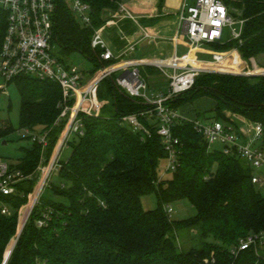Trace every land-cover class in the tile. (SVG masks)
<instances>
[{
    "label": "trees",
    "instance_id": "trees-1",
    "mask_svg": "<svg viewBox=\"0 0 264 264\" xmlns=\"http://www.w3.org/2000/svg\"><path fill=\"white\" fill-rule=\"evenodd\" d=\"M71 1L58 0L59 54L65 58L80 52L92 62L93 74L102 66L98 60L102 50L91 46L94 30L105 23V13L116 11L124 0H83L91 7L89 27L76 20ZM164 1L160 0V8ZM222 1L232 15L245 21L243 43L229 41L211 46L222 52L238 48L243 64L232 67L238 71L245 67L255 75L203 74L191 91L168 103L181 109L209 96L216 104L211 110L215 115L207 122L230 123L226 115L230 112L264 127V65L253 63L264 54V0ZM7 17L0 8V49ZM11 82H15L21 99L20 128L50 130L49 157L63 128L55 125L60 114V85L28 76ZM99 86L113 105L112 114L84 118L85 135L75 142L70 159L57 173L61 184L50 187L59 198L43 199L42 205L33 209L13 251L12 240L22 224L21 210L37 179L21 181L12 195H0L10 208L9 214H2L0 208V264L11 251L6 264H264V248H250L237 257L230 251L249 235L264 233V195L252 182L254 169L238 155L210 150L203 135L187 121L174 128L182 142L179 165L171 177L159 180L165 167L161 162L167 159L160 136L153 130L152 137L143 141L140 134L121 123L123 116L149 106L118 92L114 77ZM197 116L199 119L200 113ZM14 131L9 122L0 121V140ZM41 156V146L34 144L11 169L32 174ZM152 193L158 205L147 210L142 198ZM182 200H188L197 214L173 220L166 206ZM45 207H51V218L39 227ZM180 231L194 232L201 245L183 250Z\"/></svg>",
    "mask_w": 264,
    "mask_h": 264
},
{
    "label": "built area",
    "instance_id": "built-area-1",
    "mask_svg": "<svg viewBox=\"0 0 264 264\" xmlns=\"http://www.w3.org/2000/svg\"><path fill=\"white\" fill-rule=\"evenodd\" d=\"M70 7L81 26H91V7L87 2L72 0ZM0 8L8 15L7 31L0 49V77L9 83L15 78L28 76L58 83L62 90V98L58 104L60 114L55 125H63V128L51 155L49 157L46 155L50 144V130L24 128L21 131L23 137L42 148L41 160L36 171L25 174L20 170H12L11 165L17 161L8 162L0 157V195H12L16 192V185L21 181L34 177L37 179L32 192L28 195L27 204L23 207H27V212L22 218L17 237L12 240L15 241L14 244L33 209L42 205L43 193L45 189L51 187L52 176L57 174L66 162L61 159V154L64 148L70 145L71 137L80 138L85 135V117L100 116L95 92L107 78L114 77V85L118 92L130 98L141 99L149 106L138 113L123 116L121 123L140 134L143 141L152 137L153 130L160 136L167 152V159L159 180L164 179L166 174L174 172L179 165L182 142L175 136L174 128L177 124L188 121L203 135L210 150H215L217 149L215 146L220 145V150L224 154L240 156L254 169L252 182L257 186H264V174L258 173L264 169V144L260 143L264 127L261 123H250V138L247 142H242L233 123L216 120L202 122L198 118L185 115L180 109H175L168 103L191 91L198 77L203 74L255 75L250 71L246 72L245 67L242 71L232 67L235 63L243 64L238 57V48L216 53L209 60L198 59L194 55L201 47L214 43L223 44L229 41L243 43L245 21L232 15L222 0H196L193 5L183 7L180 20L187 25L188 50L185 55H175L167 63L134 58L112 62L123 55L129 56L136 50V43L128 40L122 30H118L119 36L126 40L127 44L121 55L116 56L107 37L109 30L118 26L119 21L127 17L133 18L126 5L121 3L116 12L111 13L105 18V23L94 30L91 46L94 50H102L98 58L102 66L93 74L67 63L58 52L56 44L58 0H0ZM143 35L148 37L149 33L145 31ZM104 62L109 64L105 65ZM150 64L158 66L168 77L169 87L166 92L148 94L149 85L140 67ZM117 73L119 75H116ZM2 92L8 93L6 89ZM0 208L2 214L10 213L9 206L2 200ZM166 211L169 217H172L174 209L170 204L166 206ZM50 213L51 207H45L38 221L39 227L48 224ZM250 248H255L256 251L264 248V233L249 235L230 251L237 257L241 251Z\"/></svg>",
    "mask_w": 264,
    "mask_h": 264
},
{
    "label": "crops",
    "instance_id": "crops-1",
    "mask_svg": "<svg viewBox=\"0 0 264 264\" xmlns=\"http://www.w3.org/2000/svg\"><path fill=\"white\" fill-rule=\"evenodd\" d=\"M195 1L196 0H165L163 6L160 8V0H124L123 3L126 5L133 18L127 17L119 21L118 26H114L109 30L107 37L116 56L121 55L127 44V41L123 40L119 36L118 30H122L127 36L128 40L136 43V50L133 54L129 56L123 55L120 58L114 59L112 62L134 58L145 61H161L167 63L175 55H185L188 50L186 39H184L185 46L182 45V48L178 44L181 35H186L187 31V25L180 20V14L184 6L193 5ZM115 12L116 11L106 12L104 17L107 18L111 15V13L113 14ZM145 31L149 33L148 37H143ZM209 47L210 46L208 45L198 49V53L195 55V57L198 59L209 60L213 58L214 54L222 52L210 51ZM181 49L183 50L181 51ZM262 59L263 58L260 60L264 62ZM140 68L143 77L145 79H151L152 84L149 85V95H157L161 92L167 91H158L159 87H162V83L165 81V79L169 87L168 77L158 66L150 64ZM169 71L172 70L169 69ZM214 107L212 109H214ZM182 109L180 110L185 115H188L189 117L192 116V118L198 117L193 115L194 112H191L190 109L188 111H183ZM228 113L229 114L227 116H229L232 120L230 123L235 125L241 141L247 142L251 135L249 124L252 123V121L241 115H232L230 112ZM260 143L264 144V135L262 136ZM258 173L264 174V169L260 170ZM258 186L264 188V186Z\"/></svg>",
    "mask_w": 264,
    "mask_h": 264
},
{
    "label": "rangeland",
    "instance_id": "rangeland-1",
    "mask_svg": "<svg viewBox=\"0 0 264 264\" xmlns=\"http://www.w3.org/2000/svg\"><path fill=\"white\" fill-rule=\"evenodd\" d=\"M184 39H186V35L182 34L179 39V46H185ZM209 50L215 52L216 50L209 45ZM211 48V49H210ZM183 49H181L182 51ZM58 52L60 53L59 49ZM198 52L196 51L194 55ZM61 54V53H60ZM263 58L264 54L260 55L256 60H254L257 67L262 66L264 62L260 59ZM67 63L74 64L80 67L84 71H91L93 69V64L85 58L80 52H72L70 56H66L64 58ZM250 66V64H249ZM249 69L245 70L246 72ZM250 70L252 71V65ZM116 75H119L117 73ZM148 85L152 84L150 78H146ZM167 81L162 83V87H159V90H167ZM3 89H6L8 93L2 92ZM101 91V92H100ZM99 92V93H98ZM96 101L98 105V110L105 116H110L112 114L113 105L106 96V93L101 90V86H99L96 90ZM20 95L18 92V88L15 82L7 83L0 77V121L9 122L13 128L14 132L10 133L4 139L0 140V157L8 162L16 161L21 159L25 153L26 149L31 148L33 146L32 142L28 138H24L23 134H21L22 129L19 124V112H20ZM215 104V100L212 97L205 96L195 100L193 103H187L181 108L183 111H188L190 109L191 112H194L193 115L200 113L199 119L202 122H207L212 118L215 114L210 111ZM229 113L226 112V115ZM192 118V116H191ZM194 118V117H193ZM79 139L77 136H72L70 140V145L65 147L62 154L61 159L64 161H68L72 155L73 148L75 142ZM6 142V144H4ZM215 148L220 149V145H216ZM166 161L162 160L161 166H165ZM172 172L165 175L166 178L172 176ZM51 182L54 185L61 184V179L57 174L53 175L51 178ZM264 195V188L258 186L257 188ZM59 197L55 196L51 188L45 189L43 193V199H58ZM142 203L145 209H154L158 205L157 196L155 193L149 194L142 198ZM174 209V213L172 214L173 220H182L193 217L197 214L196 208L188 201L182 200L175 203L170 204ZM27 212V207L21 210V219L24 218ZM178 239L180 245L183 247V250L188 251L193 247H199L201 245V240L198 235H195L194 232L189 231H180L178 233Z\"/></svg>",
    "mask_w": 264,
    "mask_h": 264
},
{
    "label": "water",
    "instance_id": "water-1",
    "mask_svg": "<svg viewBox=\"0 0 264 264\" xmlns=\"http://www.w3.org/2000/svg\"><path fill=\"white\" fill-rule=\"evenodd\" d=\"M260 75V74H259ZM4 144H6V142H4ZM28 219V218H27ZM14 246H15V244L13 245V248H12V251H13V249H14ZM12 251H11V253H12ZM11 253H10V255H11ZM10 255H9V257H10ZM8 257V258H9ZM8 258L7 259H5V261H4V263L3 264H6L7 263V261H8Z\"/></svg>",
    "mask_w": 264,
    "mask_h": 264
}]
</instances>
